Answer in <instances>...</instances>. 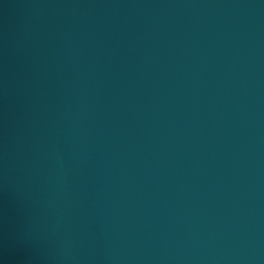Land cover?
Listing matches in <instances>:
<instances>
[{"label":"water","instance_id":"1","mask_svg":"<svg viewBox=\"0 0 264 264\" xmlns=\"http://www.w3.org/2000/svg\"><path fill=\"white\" fill-rule=\"evenodd\" d=\"M0 264H264V0H0Z\"/></svg>","mask_w":264,"mask_h":264},{"label":"flooded vegetation","instance_id":"2","mask_svg":"<svg viewBox=\"0 0 264 264\" xmlns=\"http://www.w3.org/2000/svg\"><path fill=\"white\" fill-rule=\"evenodd\" d=\"M0 125H1V106H0Z\"/></svg>","mask_w":264,"mask_h":264}]
</instances>
